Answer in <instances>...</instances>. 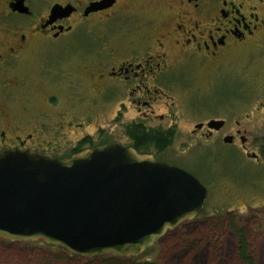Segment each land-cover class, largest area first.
<instances>
[{"label":"rangeland","instance_id":"1","mask_svg":"<svg viewBox=\"0 0 264 264\" xmlns=\"http://www.w3.org/2000/svg\"><path fill=\"white\" fill-rule=\"evenodd\" d=\"M7 1L0 0V42L8 43L10 48L15 46V40L21 34H26L28 42L26 50L21 52L16 61L20 71L13 73L12 70L9 73L0 65V91L13 76H20L26 82L11 93H0V130L10 124L25 133H31L33 126L40 127L43 136L40 131H35V138L62 151L72 148L87 134L96 140L106 139L125 147L131 146L126 128L136 118V112L130 110L128 104L126 110L121 109V103L127 102L124 89H119L122 92L114 98L105 99L104 94L74 92L65 89V86L72 75L68 72L73 66L81 64L82 59L87 61L97 56L104 57L110 52L118 60L124 59L127 40L125 35L119 36L125 33L126 27L118 26V33L123 34H111L114 33L116 22L134 19L127 20L125 14L117 18L106 15L103 18L96 16L83 19L91 25L98 23L97 27L105 35H102L104 39L99 41L92 29L80 25L71 34L53 40L52 36L49 39L34 35L33 30L39 19L45 17L58 3L80 5L91 0H26L31 8L28 7L31 15L27 16L4 13L7 11ZM122 1L121 7L125 8L126 0ZM144 13L137 11L135 20L148 21L149 17H153L152 13L146 16ZM76 21L79 19L75 18L72 23ZM65 24L70 25V22ZM117 45L125 51L114 49ZM64 55H72L68 57V63L62 61ZM31 62L29 70L27 67ZM48 64L52 67L50 71L58 73L56 83L49 84L46 81L50 76L44 74ZM211 68L213 70L195 65L189 69L191 76L182 77L175 91L169 93L176 103L175 116H167L164 121L157 117L150 124L155 128L163 127L162 130L176 124L177 135L166 155H178L181 163L191 167L190 170L196 172L203 183H208L210 190L206 209L193 221L185 222L168 233L161 242L155 243L142 255L129 260L152 264H242L238 260L236 230H243L255 264H264V157L261 154L264 139V43L239 50L219 63L218 69L215 66ZM36 69L46 76L43 84L34 75ZM50 97L56 99L52 101ZM156 106L160 107L156 109V115L167 113L164 105ZM210 118L227 119V133L235 129L236 122L241 123L242 129L249 131L245 147L249 155L256 154L258 159L246 157L238 147H221L224 158L225 155L235 156L228 159L227 166L230 169L227 170L239 174L236 179L222 176L210 179L209 174L206 175V167H212L210 169L216 172L224 169L221 165L224 158L219 156L221 159L218 163H213L207 156L210 155V149L207 150L206 144L199 141L201 139L192 140L191 143L195 145L191 150H183V144L191 140L188 135L193 126ZM70 120L73 126L81 124L82 128L76 130L63 125ZM150 150V154L154 155L155 150ZM199 157L204 163L198 160ZM210 169L207 172H212ZM125 259L113 255L82 257L42 242L0 239V264H126Z\"/></svg>","mask_w":264,"mask_h":264},{"label":"flooded vegetation","instance_id":"2","mask_svg":"<svg viewBox=\"0 0 264 264\" xmlns=\"http://www.w3.org/2000/svg\"><path fill=\"white\" fill-rule=\"evenodd\" d=\"M14 1L8 0L6 2L7 11L4 13L27 16L11 9L10 5ZM98 1L101 0H91L80 5L58 3L62 6L72 5L75 8V12L70 17L58 20L50 25L47 24L50 16L49 11L45 17L39 19L37 26L33 30L34 35L49 39L52 36L53 38L51 39L58 40L64 35L71 34L76 30L77 26L81 25L92 29V32L100 41L104 39L103 36L105 35L97 27L98 23L91 25L82 21L83 19L96 16L103 18L106 15H109V18H117L118 15L124 14L127 20L128 18L134 19V21L124 22V20L123 22H116L113 27L114 30L112 29L114 33L111 35L115 36L123 34L118 33V26L126 27V29L124 28L125 33L119 37L126 36L127 51L118 45L114 48L119 52L121 50L125 51L127 53L124 56L125 58L118 60L115 54L110 52L108 56L105 54L104 57L88 58L90 60L87 61L82 59L81 64L73 66L68 72L72 75L69 77L70 79L67 81L65 89H70L74 92L89 91L100 95L104 94L105 99L106 97L114 98L119 92H122L118 91L119 89H124L123 92L127 95V102L121 103V109L126 110L128 108H126V104H128L130 110L132 109L136 112V118L133 119L130 125L142 126L148 132H172V143L161 152L154 149L155 154L153 156L161 162L189 172L206 187L208 192L207 200L202 212L195 217L197 218L206 209L210 187L206 181H204L205 183L202 182L196 172L190 170L191 167L189 168L184 163H181V160H178V155H166L174 144L177 135L176 124L169 125L165 130H162L163 127L155 128V126L150 124L157 117L160 121H164L167 116H175L176 103L169 93L175 91V87L178 86L177 84L180 83L182 77L191 76L192 72L189 69L193 66H206L211 70H213L211 67L215 66L218 69L219 63L231 57V54H236L239 50L249 49L251 46L264 43V0H126L125 8L124 6L121 7L122 0H115L110 8L85 16L86 8L92 2ZM25 5L30 8L26 0ZM135 11H145V16L148 13H152L153 17H149L148 21L146 19L136 21L134 18ZM29 15H31V12ZM75 18L79 19V21L72 23ZM66 22H70V25H66ZM83 29L86 30L85 28ZM84 32L86 33V31ZM26 41V34H21L18 40H15V46L10 48L8 43L0 42V65L2 64L4 71L9 73L12 70L13 73L20 71L16 61L21 52L26 50ZM2 46L5 48H2ZM71 56L64 55L61 59L68 63V57ZM191 63L194 64L190 68ZM31 67L32 62L27 68L30 70ZM51 68V65L48 64L44 72V74L50 75L48 78L36 69L34 75L39 83L43 84L45 78L49 84L56 83L58 73L55 70L53 72L50 71ZM22 71L23 73L26 72ZM0 72L2 71L0 70ZM25 82L26 80L20 78V76H13V79L9 80V83L1 90L3 93H11L12 90L23 87ZM54 98L50 97L52 101H54ZM157 104L164 105L167 113L156 115V109L160 108L156 106ZM70 122L72 121L63 123V125L66 124V127L75 128L76 130L82 128L81 124L73 126ZM211 122L216 123L210 126ZM63 125L61 128L64 129ZM235 125V129L233 128L231 133H227L229 127L227 119L210 118L203 120L193 126L188 135L191 140H187L183 144V150H191L193 145H195L191 143L192 140L199 138L202 144H206L207 150L210 149V155L208 154L207 156L212 159L213 163H218L221 159L219 156H222V159L224 158V155H221L222 145L238 147L240 152H244L246 157L254 160L258 159L256 154L249 155L248 149L245 147V144L248 143L246 136L249 131L242 129L239 122H236ZM35 131H40V135L43 136V131L40 130V127L33 126L31 133H25L24 130L21 131L20 128L9 124V126L0 130V153L10 149L23 148L51 154L57 158H69L86 149L105 144H117L106 139L96 140L93 139V136L87 134L86 137L79 139L72 148L62 151L59 147L56 150V147L47 146L40 138L36 139L33 134ZM130 141L131 146L129 147L134 148L131 138ZM215 145L218 147L216 146L214 149ZM150 152L151 150L144 154H150ZM225 156L221 164L224 169H219L216 172L214 169H210L212 167L205 168L206 175L209 174L210 179H218L221 176L222 178L228 177L231 179L238 177L239 174L236 175L227 170L230 169L227 166L229 163L228 159H232L235 156ZM198 160L204 163L201 157ZM207 169L212 170V172H207ZM219 173H222V175H219ZM240 179L242 180V178ZM173 231H168L156 243L161 242L168 233Z\"/></svg>","mask_w":264,"mask_h":264},{"label":"water","instance_id":"3","mask_svg":"<svg viewBox=\"0 0 264 264\" xmlns=\"http://www.w3.org/2000/svg\"><path fill=\"white\" fill-rule=\"evenodd\" d=\"M114 2H92L84 15ZM10 7L30 14L25 0ZM73 12L56 4L47 24ZM207 194L189 172L119 144L69 158L10 149L0 153V239L42 242L82 257H138L200 214Z\"/></svg>","mask_w":264,"mask_h":264},{"label":"trees","instance_id":"4","mask_svg":"<svg viewBox=\"0 0 264 264\" xmlns=\"http://www.w3.org/2000/svg\"><path fill=\"white\" fill-rule=\"evenodd\" d=\"M126 134L131 138L133 147L139 153H148L153 148L158 152L163 151L172 143V132L145 131L142 126L130 125L126 128ZM261 154L264 156V139L261 148ZM238 239V260L242 264H255L253 256L249 253L248 245L243 230H236ZM134 259H125L126 264H152L151 262L132 261ZM129 261V262H128ZM131 261V262H130Z\"/></svg>","mask_w":264,"mask_h":264}]
</instances>
